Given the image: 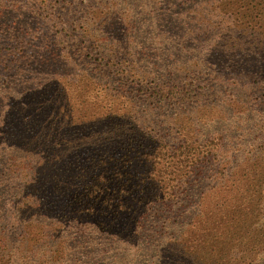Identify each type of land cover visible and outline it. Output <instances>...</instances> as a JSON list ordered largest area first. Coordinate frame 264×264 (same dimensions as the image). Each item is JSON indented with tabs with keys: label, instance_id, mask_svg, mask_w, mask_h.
Masks as SVG:
<instances>
[{
	"label": "trees",
	"instance_id": "1",
	"mask_svg": "<svg viewBox=\"0 0 264 264\" xmlns=\"http://www.w3.org/2000/svg\"><path fill=\"white\" fill-rule=\"evenodd\" d=\"M110 1L111 6H108L113 10L109 8L108 14V6L104 4L105 15L99 20L97 32L118 33L119 38H113L112 45L116 46L113 54L110 56L111 51L103 46L101 38L91 39L96 33L87 30L82 38L90 39L91 52L76 55V60L65 54L67 48H60L55 42L50 45L40 29L24 34L20 29H14L17 11L0 10V38L6 36L5 49L0 48L3 54L0 56V264H67L71 258L69 253L75 249L70 242L73 235L79 236V244L81 241L90 243L93 233L112 229L113 223L121 220L125 213L138 212L137 207L144 203L140 194H146V188L161 189V185L168 182L174 183V189L186 190L184 185H189L192 178L178 183L173 176L197 169L201 173L215 165L214 153L217 157L227 154L226 150L220 149L224 143H221L222 136L217 150L208 147L202 152L198 148H189L186 138L174 149L163 146L161 137L148 125L157 124L160 129L165 126L161 133L172 139L175 128L171 127L170 121H174L173 115L188 101L200 99V96L192 97L190 90L184 94L178 84L173 88L169 79L151 85L146 91L148 110L143 114L139 112L136 104L124 94V90L134 88L137 82L142 84L149 79L134 74L136 67L129 66L130 61L126 58L133 46L142 54L148 51L157 58H179L177 66L171 70L162 71L161 64L144 75L152 76L157 69L162 72L163 79L177 76L187 79L202 74L193 70L207 67V72L217 80L235 77L231 82L235 93L229 92L221 98L219 105L213 106L221 116L219 120L229 125V132L242 131L248 115L264 112L261 107L264 95L255 99L254 91L246 92V89L264 88V0ZM12 16L15 20L8 21ZM59 26L55 24L54 28ZM12 29L16 33H10ZM181 31L186 33L184 37L177 35ZM145 34L150 37L142 41L140 35ZM29 35L32 37L28 38ZM12 41L20 49L7 65L3 59L4 56L12 57ZM27 51L33 53L28 56ZM91 55L98 59L94 71L108 79L104 87L114 81L120 89L116 96L125 102L131 101L111 112L112 116L99 121L98 124L105 121L103 124H108V130H103L102 126V130H96V114L90 120L76 121L69 102L64 95L62 97L64 89L61 91L59 87L60 83L65 85L68 80L78 77L81 64H91ZM18 65L14 74L2 81L3 74ZM68 67L71 68L69 72L66 71ZM106 68L109 74H103ZM83 73L93 79V75ZM35 75L43 80L36 78L37 85L27 82L35 81ZM97 87L102 89V86ZM244 90L246 93L240 95ZM28 91L36 94L34 100L32 94L25 97ZM22 101L33 103L29 108L31 112L26 114L30 118L23 123L19 119L23 112L20 109ZM171 108L173 114L166 112ZM121 110L122 113L117 114ZM129 122L135 130L128 128ZM168 155L176 163L158 168ZM222 163L225 162H218L226 165ZM149 164L152 170L148 168ZM143 168L146 171L140 173ZM257 181L261 184L257 195L244 198L239 206L231 205V216L215 213L217 207L226 205L222 199L198 219H205L206 225L212 227L210 236L213 239L220 236L221 226L232 222L238 221L250 231L254 225L262 226L264 175ZM194 182L203 183V180ZM9 207L13 214L8 213L6 220L3 213ZM262 246L264 230L260 231L254 246L245 249L243 259L257 253V248ZM255 258L249 264H256Z\"/></svg>",
	"mask_w": 264,
	"mask_h": 264
},
{
	"label": "rangeland",
	"instance_id": "2",
	"mask_svg": "<svg viewBox=\"0 0 264 264\" xmlns=\"http://www.w3.org/2000/svg\"><path fill=\"white\" fill-rule=\"evenodd\" d=\"M128 1L133 2V0H126V2ZM110 2L112 1L0 0V10L5 8L17 11L18 19L13 27L14 29H20L23 34L25 31H34L35 28L40 29L50 45L55 42L60 48H67L65 54H69L76 60V55H89L91 52L92 43L90 39L82 38L87 30L96 33V35H92L91 39L96 40V36L101 38L103 46L111 51L110 56L113 54V48L116 47L112 45L113 38H119L118 33L113 35L114 32L110 34L97 32L99 20L101 16L105 15L103 13V9L106 8L104 4L111 6ZM87 5H89V8ZM34 6H37L40 10ZM109 6L107 8L108 14L110 13L109 8L113 10ZM94 7L96 9L92 11ZM19 16H21V19H19ZM107 16L111 17L110 15ZM57 18H60L61 21ZM82 18H87V20H82ZM9 20L13 21L15 19L12 16L9 17ZM55 24L61 26L54 28ZM10 33L16 32L12 29ZM177 35L184 37L186 33L181 31ZM140 36L142 41L150 37L147 34ZM4 37L6 36L0 38L1 49H5ZM16 37L17 35L14 38L16 39ZM31 37L29 35L28 38ZM19 49L20 46L12 41L11 50L13 52L10 51L12 57L4 56L3 59L7 65L13 57L18 55ZM32 53L31 51L26 52L28 56ZM1 54L0 52V56ZM91 56V64H81V71H77L76 74L78 77L68 80L65 85L59 84L60 90L64 89L62 97L64 95L69 102L70 111L76 121L90 120L96 114V130L102 127L103 130H108V124H103L105 121L98 124L99 121H102V118L112 116L111 112L121 108L123 103L128 105L131 101L134 105L136 104L137 110L143 114L145 110H148V103L145 102L147 100L146 91L148 92L151 89V85L155 86L157 83H164L170 79V86L175 88V85L178 84L177 87L181 88V92L186 94V90H190L194 93H191L192 97H195L196 94L198 97L200 96V99L195 98L193 101H188V104L185 107L183 106L180 112L178 111L173 115L175 117L174 121H170L171 127L175 128L172 139L163 136V133H161L165 126L160 129L157 124L148 125L150 129H154V132L161 137L164 147L169 146L171 149L176 148L180 141L186 138L189 148L194 147L196 150L198 148L202 152L208 147L217 150L219 149L217 148L218 140L222 136L224 140L222 139L221 143H224H222L223 147L220 149L226 150L227 154L220 157L218 153L219 157H217V154L214 153L213 163L215 165L211 166L210 169L207 168L201 171V173H199L200 169H197L192 170L189 174L182 173L173 176L176 177L178 183L192 178L189 185H184L186 190L174 189V183L169 184L168 182L167 185H161V189L146 188L147 193L140 194L144 197V203L137 207L138 212L125 213L121 220L118 219L113 223L112 229L105 228L101 230L98 228L102 232L93 233V239L90 240V243L81 241V244H79V236L73 235L70 242L75 249L69 253L71 258H69L67 264H172L174 262H180V264H241V261H243V264H249L250 260L255 257L256 264H264L263 246L257 248V253L243 259L246 255L245 249L254 246V243L259 240L260 231L264 230V215L260 228L254 225L252 231H250L244 229L240 222H232L221 226V231L218 233L220 236L216 239L210 236L212 227L206 225V220H198L206 214L205 210H210L222 199L227 203L224 206L217 207L214 210L215 213L217 216L222 214L231 216V205L239 206L245 199L257 195V191L261 188L260 181L257 180L258 178L261 180L264 175V112L251 113L247 119L245 118L242 131L232 133L228 130L229 125L225 121L219 120L221 116L216 107L213 108L214 105H219V101L223 96L228 95L229 92L235 93L234 86L231 85L235 77L231 76L230 79L221 77L220 80H217L216 76L207 72V67L206 69L193 70L198 73L202 72V74L197 73L198 75H191L187 79L182 76L163 79L161 77L162 72L160 73L157 69L152 76L144 75V72L148 73L155 66L161 64L162 71L165 69L171 70L177 66L179 58H157L148 51L142 54L136 46H133V50L126 58L130 61L129 66L132 69L136 67L134 74L140 75L141 78L148 76L149 79L143 82L144 84L137 82V86L134 88L124 90V94L131 100L125 102L123 98L116 96L115 93H118L120 89H118V84H114V81L104 87L108 79L100 77L101 75L94 71L98 59L95 55ZM19 67V65L15 66L10 69V72L4 73L2 81L6 80L8 75L14 74V70ZM70 69L68 67L66 71L69 72ZM83 71L93 75V79H89V76ZM103 74H109L107 68ZM36 78L43 80V77L35 75L33 77L35 81L30 80L27 82L35 83ZM49 78L50 76H47V79ZM37 84L38 81L35 85ZM97 86H102V89ZM29 87L32 88V86L27 88ZM33 90L35 89L33 88ZM250 91H254L252 94L255 99L264 95V88L246 89L247 93ZM246 92L244 90L240 95H244ZM153 93H150V96ZM30 94L33 95L34 100L36 94L31 91L25 97ZM30 104L33 103L26 101L21 103L20 109L23 112L20 114L19 119L22 120V123L30 118L26 115L31 112L29 109ZM36 104L37 102L34 103V105ZM261 107H264V104ZM122 111H118L117 114L122 113ZM172 111V108L170 110L166 109L169 114ZM128 125V128L136 129L134 126L131 127V122ZM173 138H176V141ZM223 153L225 152L223 151ZM219 161L225 162L222 164L226 165L218 164ZM161 163L162 165L158 168L162 167L163 164L166 166L173 165L176 161H171L168 155L165 160L162 159ZM149 165L148 168L152 170L151 164ZM143 171L146 170L143 168L139 172ZM228 176L231 177L223 179ZM195 180H203V183L194 182ZM228 180L231 183H227ZM234 181L235 183H232ZM262 185L263 191L264 181ZM148 192L151 193L148 194ZM253 209L254 207L251 205V211ZM8 213L13 214L10 207L6 213H3L6 220ZM238 218H240L239 215ZM116 226L119 227L115 228ZM244 244L248 245L245 246ZM212 247L215 250H212ZM223 252L227 255H224Z\"/></svg>",
	"mask_w": 264,
	"mask_h": 264
}]
</instances>
